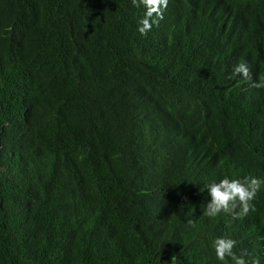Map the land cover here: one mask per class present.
Returning a JSON list of instances; mask_svg holds the SVG:
<instances>
[{"label":"trees","instance_id":"obj_1","mask_svg":"<svg viewBox=\"0 0 264 264\" xmlns=\"http://www.w3.org/2000/svg\"><path fill=\"white\" fill-rule=\"evenodd\" d=\"M238 62L264 78V0H0V264H220L217 237L264 264V185L202 214L206 182L264 180Z\"/></svg>","mask_w":264,"mask_h":264},{"label":"clouds","instance_id":"obj_2","mask_svg":"<svg viewBox=\"0 0 264 264\" xmlns=\"http://www.w3.org/2000/svg\"><path fill=\"white\" fill-rule=\"evenodd\" d=\"M147 2L161 6L167 5V0H147ZM133 3L135 4L136 0H133ZM153 12H157L159 15V10L155 6L148 8L146 15L151 17ZM150 28L151 24L147 19H144L138 24L137 31L143 36ZM233 74L238 75L245 82H250L253 88L264 89V78L258 81L252 80L250 68L245 62H238L233 67ZM262 185H264V180L256 177H224L219 181L206 182L203 185V190H207L209 199L203 206L202 214L213 219L221 214H232L237 219L246 217L250 210L254 211L251 202L255 199L257 193L261 191ZM234 246V240L217 237L211 241L210 249L220 264H226L228 260L231 261V264H247L243 256H237L233 252ZM252 264H260L259 259H252Z\"/></svg>","mask_w":264,"mask_h":264}]
</instances>
